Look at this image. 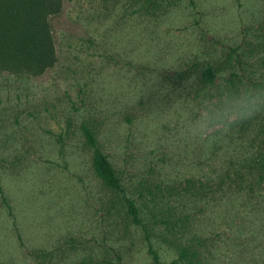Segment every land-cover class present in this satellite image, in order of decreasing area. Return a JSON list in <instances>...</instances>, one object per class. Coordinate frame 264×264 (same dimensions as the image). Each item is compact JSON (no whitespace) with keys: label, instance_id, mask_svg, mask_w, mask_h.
Listing matches in <instances>:
<instances>
[{"label":"rangeland","instance_id":"rangeland-1","mask_svg":"<svg viewBox=\"0 0 264 264\" xmlns=\"http://www.w3.org/2000/svg\"><path fill=\"white\" fill-rule=\"evenodd\" d=\"M55 1L28 54L0 21V264H264V114L185 134L203 99L264 87V0Z\"/></svg>","mask_w":264,"mask_h":264},{"label":"clouds","instance_id":"clouds-1","mask_svg":"<svg viewBox=\"0 0 264 264\" xmlns=\"http://www.w3.org/2000/svg\"><path fill=\"white\" fill-rule=\"evenodd\" d=\"M260 114H264V87L225 88L215 99L201 101L199 111L188 119L185 134L191 139L209 140Z\"/></svg>","mask_w":264,"mask_h":264},{"label":"trees","instance_id":"trees-1","mask_svg":"<svg viewBox=\"0 0 264 264\" xmlns=\"http://www.w3.org/2000/svg\"><path fill=\"white\" fill-rule=\"evenodd\" d=\"M25 10L23 12L24 19H22L21 15L18 13L14 14L13 16L9 17L10 21H7L6 15L1 18L0 21L5 20V22L10 24L11 21H15V31L17 30V34H15L14 41L12 40L11 52L13 54L22 55L23 53L28 54L32 50V41H33V22L35 20H39L42 25H46V17L52 13L58 11L59 5L55 0H36L35 5L33 1L28 3L26 2ZM13 29V28H12ZM9 44L4 46V49L10 47ZM216 79V75L214 71L208 67L203 74V80L205 83L209 85H213ZM84 134L86 137L87 144L93 149V168L97 176L102 180V182L110 189L122 192L123 188L120 183V180L109 163L107 157L101 151L94 135L87 129H84ZM264 138V137H263ZM256 166L264 171V150L263 153L259 156L256 161ZM0 189V193H1ZM129 211L132 214L134 220L137 223H140L139 219L137 218V211L133 204L128 201ZM179 255L181 258H187L188 251L185 248L180 249Z\"/></svg>","mask_w":264,"mask_h":264}]
</instances>
